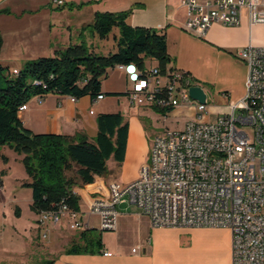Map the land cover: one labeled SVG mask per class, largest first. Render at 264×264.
Instances as JSON below:
<instances>
[{
    "label": "built area",
    "instance_id": "obj_1",
    "mask_svg": "<svg viewBox=\"0 0 264 264\" xmlns=\"http://www.w3.org/2000/svg\"><path fill=\"white\" fill-rule=\"evenodd\" d=\"M181 4L187 9L185 30L199 38L214 23L240 25L245 11L250 27L264 24V0H181ZM236 56L247 67L245 92L212 118L208 103L189 94L191 86L199 85L191 72L174 66L118 64L127 74L130 103L157 109L165 117L180 108L193 114L181 129L158 133L138 177L128 184L110 181L108 195L93 197L86 212L65 198L40 211L37 223L43 238L50 239L52 228L62 224L72 231L89 229L85 214L98 216L101 230H115L117 205L129 202L154 227H228L232 264H264V45L250 42ZM105 97L100 93L94 100ZM27 107L22 105L20 111Z\"/></svg>",
    "mask_w": 264,
    "mask_h": 264
},
{
    "label": "crops",
    "instance_id": "obj_2",
    "mask_svg": "<svg viewBox=\"0 0 264 264\" xmlns=\"http://www.w3.org/2000/svg\"><path fill=\"white\" fill-rule=\"evenodd\" d=\"M63 1V5H58L56 0H0V32L3 37L0 64L20 68L25 61L48 57L54 55L57 49L77 44L71 38L72 26L81 31L88 27L91 34L96 35L92 25L95 15L100 12H128L127 21L134 27L164 31L170 55L167 66L191 72L197 83V76L200 78L198 73L202 75L197 61L199 58L228 57L233 49L242 48L250 42L264 45V38L254 34V29L258 32L259 28H264V24L250 27L246 11L240 25L214 23L206 36L199 38L184 28L187 9L181 0ZM57 28L61 33L59 38L54 35ZM156 65V60H149V66ZM116 68L111 74L117 78L116 82L105 84L104 80L111 76L109 73L102 81V91L106 94L104 99L95 101L87 95L72 101L70 95L58 93H48L42 98L34 96L27 103V109L19 112L23 124L36 133H83L90 139L95 138L99 113L120 111L125 114L120 94L127 96L129 83L127 74ZM246 75L247 67L244 82ZM225 93L228 97L232 96L231 92ZM110 94L113 100L108 99ZM140 108L145 112L152 109L146 106ZM192 114V110L180 108L167 117H184L188 121ZM149 150L147 141L134 136L129 125L124 160L119 162L114 157L109 158L108 174L101 183L77 186L79 189L75 187L80 209L86 212L93 197L108 195L110 181L122 184L134 181L141 166L148 161ZM121 204L126 205L119 208ZM117 210L119 215L115 230H122L123 227L128 232L130 230V235L117 231L112 238L105 240L102 235L103 248L100 252L67 251L78 231H72L62 224L53 227V245L45 250L52 257L40 259L37 251L43 235L38 225L39 231L33 235L24 251L0 249V264H232V232L228 227H154L150 218L140 212L136 205L122 202L117 205ZM90 217L84 215V219L90 222L89 228L97 229L99 225L92 222ZM63 227L69 233L61 236ZM123 235H128L130 240L127 242ZM104 251H110L112 255H105Z\"/></svg>",
    "mask_w": 264,
    "mask_h": 264
},
{
    "label": "trees",
    "instance_id": "obj_3",
    "mask_svg": "<svg viewBox=\"0 0 264 264\" xmlns=\"http://www.w3.org/2000/svg\"><path fill=\"white\" fill-rule=\"evenodd\" d=\"M127 17L128 12L95 15L93 32L100 38L113 35L116 42V50L106 55H97L84 43H77L57 49L54 55L25 61L16 68L18 72L0 64V156H4L1 151L5 145L23 155L30 176L31 207L37 214L63 198L80 209L75 187L101 183L108 174L109 158L124 160L129 122L120 111L104 112L97 116L98 133L93 139L83 133H36L23 124L20 107L32 97L48 93L95 98L104 93L102 81L109 70L121 63L134 62L146 68L154 59L166 68L170 55L165 32L134 27ZM2 43L0 32V49ZM102 248V233L89 228L77 232L67 251L97 253Z\"/></svg>",
    "mask_w": 264,
    "mask_h": 264
},
{
    "label": "rangeland",
    "instance_id": "obj_4",
    "mask_svg": "<svg viewBox=\"0 0 264 264\" xmlns=\"http://www.w3.org/2000/svg\"><path fill=\"white\" fill-rule=\"evenodd\" d=\"M115 31L118 32L117 29ZM70 33H72L71 38L74 43H84L90 51H94L97 55H106L109 51L116 50V42L113 35L108 38H100L97 34L93 36L91 29L88 27L81 31L80 28L76 29L73 26ZM60 34L58 28L57 30L54 29L56 37L59 38ZM254 34L264 38V28H259L258 32L254 29ZM239 49H233L228 57H214L211 59L203 56L197 60L198 66L202 70V75L198 73L200 78L197 76V79L207 92V103L211 118L214 116L213 114L227 106L229 99L238 100L244 92L246 65L236 56ZM113 70L110 69V75L113 74ZM4 74L9 75L8 70H5ZM109 78V80H104L105 84L116 82L117 80L112 75ZM194 83H197L196 80H194ZM226 91L228 93L231 92L232 96H226ZM120 96L122 98V109L125 112L123 115L124 120L129 122L132 134L137 138L145 139L149 148L158 133L167 128L181 129L186 123L184 117H165L157 109L152 108L150 111L145 112L144 109L140 108V105L130 103L125 94H120ZM113 98L111 94L108 97L110 100H113ZM1 152L4 156H0V184L3 187V191L0 192V249L24 251L28 247V242L33 239V235L39 231L38 223H36V212L31 207L33 201L32 190L27 185L30 176L22 161V154L16 152L8 145L3 146ZM76 189L79 188L76 187ZM125 205L121 204L118 207L122 208ZM90 219L92 222L97 223L96 225H99L98 216L92 215ZM53 230L55 228H52L50 239L43 238L39 240L41 245H39L37 257L40 259L52 257L50 254L47 255L49 252L45 250L53 245H51L55 232ZM96 231L102 233L104 240L108 237L112 238L117 231L120 233L126 232L130 235V230L128 232L123 227L122 230H101L100 227H97ZM61 233V236H63L69 232L63 227ZM128 235H123L127 242L128 239L130 240Z\"/></svg>",
    "mask_w": 264,
    "mask_h": 264
},
{
    "label": "water",
    "instance_id": "obj_5",
    "mask_svg": "<svg viewBox=\"0 0 264 264\" xmlns=\"http://www.w3.org/2000/svg\"><path fill=\"white\" fill-rule=\"evenodd\" d=\"M189 94L192 98L199 100L202 103H207L208 95L206 90L200 85H194L189 88Z\"/></svg>",
    "mask_w": 264,
    "mask_h": 264
}]
</instances>
